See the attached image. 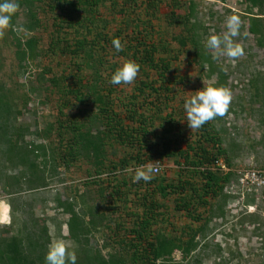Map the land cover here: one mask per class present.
<instances>
[{"label": "trees", "instance_id": "16d2710c", "mask_svg": "<svg viewBox=\"0 0 264 264\" xmlns=\"http://www.w3.org/2000/svg\"><path fill=\"white\" fill-rule=\"evenodd\" d=\"M100 2L101 0H19L26 18L22 26L27 31L39 26L38 10L53 12L60 19V26L65 24V27L61 26L64 35L59 29V36L49 42V47L69 54L71 59L67 60L66 67L58 73H51L52 69L48 65H42L36 72L39 90L55 93L56 102L62 103L59 115L54 123L48 124V128L29 133L28 126L17 124L16 118L21 110L15 108L17 105L12 101L13 93L1 85L3 82L0 83V185L6 194L15 195L20 190L12 187L26 186L33 189L46 186L45 177L56 176V166L69 167L78 162H86L90 168L84 184L88 191H97L99 200L90 204L81 200L86 207L77 212L76 199L62 201L58 197L54 198L56 206L68 214L65 223L69 236L79 243L76 251L79 259L76 264L181 263L187 261L197 247L208 246L206 241L200 242L197 237H204L207 222L215 214L214 209H218V216L225 215L228 195L224 192V187L232 172H222L211 165L221 156L225 164H232L221 145V134L215 128L214 123L219 116L196 129L197 137L188 140L184 148L175 150L172 147L171 133L181 131V120L186 119V113L184 107L179 105L177 109L172 104L165 115L161 112L163 105L167 106L171 100L170 93L175 95L173 87L189 77L174 75L172 65L179 60L180 54H184L188 63L197 67L199 77L204 76L209 80L215 76L214 82L207 83L205 87L210 84L225 86L227 73L222 65L216 63L200 35L201 31H206V27L201 21L193 19L197 11L195 0H172L174 9L167 13L165 24L160 28L153 24L152 16L158 10L161 0L143 1L144 12L148 16L140 11L138 6L142 7V3L137 5V0H120L119 4L118 0H112L115 5H120L119 10L125 18L124 29L106 34L102 28L108 23L105 19H101L100 28L95 29L94 18ZM241 2L246 4L244 18L247 31L256 36L258 45L264 47V0ZM253 8L260 12L253 13ZM15 16L16 14L11 21L12 26ZM13 28L10 27L7 33L13 35L14 41L11 44L14 58L23 74L28 60L34 56L37 39L34 35L23 39L17 36ZM88 34L91 36L88 37ZM114 39H119L123 46V50L118 53L113 47ZM103 42L108 44L113 57L124 58L122 64L133 60L140 65L130 99L118 108L113 104L116 97L113 95V84L110 83L114 72L108 71L105 66L109 64L110 67L113 66L112 69L119 68L117 61L109 63L108 59L105 62L98 60L101 64L99 68L103 64L102 69L95 67V71L86 74L83 70V65L93 57L91 52L94 48L102 47ZM32 91L34 86L29 85L28 89L24 88L15 97H25ZM262 95L264 107V87ZM73 99L87 103L88 106L77 107ZM66 107L69 113L64 114ZM73 107L76 109L74 113L71 111ZM149 121L150 125L157 123L160 130H149ZM55 126L59 131L60 147H48L41 141L25 138L28 133L34 134L36 139L42 138ZM92 128L95 129L94 132ZM65 131L71 136H64ZM115 144L125 149H134L120 155L114 148ZM142 150L148 151L147 158L143 157ZM173 157L176 159L172 161L180 164L186 177L180 174L176 180L168 181L164 175L156 173L151 181L137 183L131 175L125 177L121 171L136 164L148 166L146 161L149 159L161 162ZM17 166L21 168L16 170ZM118 172H123L119 179ZM132 187L136 195L140 188V197L133 201L135 210L127 211L124 206L126 194L128 188ZM156 194L164 198L174 194V208L183 211L192 221L202 219L200 212L195 213L199 206H208V216L197 226L187 224L178 234L169 233L167 229L155 227L161 222L157 211L161 205L155 198ZM79 196L85 197L82 194ZM220 201L222 202L217 203ZM11 207L12 221L4 223L0 229V264H46L50 238L47 225L43 222L31 231L21 229L18 226L17 210L14 206ZM94 231L102 236L105 233L106 237L110 235L107 238H111L112 242L109 243L103 236L101 246L89 245L90 235ZM102 250L107 251L104 253ZM221 251V246L216 243V252ZM175 252L180 254L178 261L173 258ZM196 261L195 258L194 262ZM214 264L219 263L217 261Z\"/></svg>", "mask_w": 264, "mask_h": 264}, {"label": "rangeland", "instance_id": "374dc122", "mask_svg": "<svg viewBox=\"0 0 264 264\" xmlns=\"http://www.w3.org/2000/svg\"><path fill=\"white\" fill-rule=\"evenodd\" d=\"M144 0H137V5L141 4L142 7L138 6L140 11L145 14V3ZM197 3V11L193 17L194 20L201 21L206 27L205 32H200L206 45L207 39L212 35H218L224 37L228 34L226 27V20L229 16H238L241 21V27L239 35L232 37L234 44H238L242 47L244 54L238 58L229 57L226 54L218 53L216 50H211L212 56L215 58L216 63L223 66V69L227 73L226 85L223 87L228 88L232 93V100L230 102L227 114L220 117L215 121V128L219 130L221 134V145L225 148L228 153L231 164L237 165L238 162L253 160L255 163L264 164V107L262 105L261 97L264 87V47L257 44L256 36L250 34L247 31V23L244 18V11L246 10V4L242 3L241 0H195ZM120 0H118V4ZM172 0H161L158 6V10L152 16V21L155 26L162 27L165 24L167 13L173 8ZM120 5H115L112 0H101L98 6V12L95 14L94 20H96L95 29L100 28L101 19H105L108 23L102 27L106 34L114 32L116 30L124 29V15L121 13ZM174 9V8H173ZM264 13V4L262 6ZM24 8L19 7V11L16 13L15 22L13 23L14 31L17 32V36L25 37L34 35L37 39V48L35 50L33 58L28 60V66L25 73L17 67L16 60L13 54V46L11 44L14 39L12 34H8L7 31L3 38H0V60L2 61V67L0 68V83L13 93V103L21 110V113L17 115L16 123L28 126L29 133L35 130H42L48 128V124L55 121L59 115L58 111L62 103L56 102L55 93H49L47 90H39V83L36 80L37 69H41L42 65H48L51 67V73H58L60 70L66 67L67 60L69 61L70 55L64 52L55 51L50 48V43L53 38L59 36L58 30L61 29L60 33L64 35V30L61 26L65 27V24H61L60 19L49 11H37V18L40 24L37 28L31 31H27L22 23L26 20L23 12ZM178 10V9H175ZM253 13H259L257 8L252 9ZM142 14V16H144ZM98 25V26H97ZM93 29V28H92ZM93 31V30H92ZM125 34V33H124ZM66 36V35H65ZM91 34H88L90 37ZM175 45V43H173ZM102 47L94 48L91 52L93 57L89 58V62L83 65L85 74L87 72H93L99 68L101 64L98 60L105 62L117 61V66L123 65L124 58L122 56L113 57L112 51L108 47V44L103 42ZM55 51V52H54ZM105 59V60H104ZM187 56L180 54L179 60L173 62L172 72L178 77L181 75H188V78H184L182 83H177L173 87L175 95L170 93L169 104L163 105L162 115H165L170 110L171 106L174 105L177 109L182 106L184 107V101L190 96L195 94L201 86L209 82H214L215 76L211 79H206L204 76L199 77L197 67L194 64L188 63L186 60ZM80 61V60H78ZM103 66V64H102ZM102 66L99 69H102ZM108 71L115 72L116 69H112L113 66L105 64ZM82 70V71H83ZM112 74V73H111ZM111 76V75H110ZM135 82V81H134ZM132 84H120L118 86L112 85L114 89L113 95L116 97L113 103L115 108L123 105L130 99L131 93H133ZM21 83L25 85L22 86ZM34 86V91L28 92L25 97H15L22 90L28 89V86ZM24 87V88H22ZM263 99V98H262ZM71 101V100H70ZM24 103V106H23ZM73 103L77 107H86L87 103L78 102L73 99ZM158 103V102H157ZM172 104V105H171ZM182 109V108H180ZM73 113L76 109L73 107ZM63 113H69L67 107L64 108ZM184 114V113H183ZM127 120H125V123ZM181 131H173L171 133L172 147L175 150L184 148L188 140L195 139L196 129H190L187 125V120H181ZM149 130L159 131L160 127L155 123L150 125L148 123ZM100 128L102 126H99ZM56 126L44 134L42 138H35L34 134H26L25 138L35 139L37 142H43L48 147L57 146L59 144V131L55 129ZM62 130V129H61ZM94 132L95 129L92 128ZM64 136H71L67 131L63 132ZM174 140V141H173ZM63 145V144H61ZM120 155H124L125 152H130L133 149H125L117 144L114 145ZM112 150V149H111ZM143 157L148 155V151L142 150ZM179 161L181 159L175 156ZM163 159L160 170L157 174L164 175L168 181L177 179V175L182 174V177H186V172L181 169L180 164H176L172 159ZM147 158V157H146ZM223 157L221 156L218 161L222 162ZM57 162V159L55 158ZM154 160L149 159L146 161L147 165H150ZM51 163V162H50ZM52 164V163H51ZM58 164V162H57ZM73 164V163H72ZM55 165V162H54ZM139 165H131L124 170L125 177H134L135 171L139 168ZM21 166H17L16 170L20 169ZM89 164L86 162H78L69 167L62 165L56 166L57 175L52 178H46V186L41 188L28 189L26 186L21 188L12 187V189L20 190L18 194L8 195L2 190L0 185V205L3 203L5 208V219L1 221L0 218V229L4 223L12 221L11 218V205L17 210L18 226L26 231H31L33 227H38L44 222L48 227L49 245L55 240L70 241L73 250L79 249L78 242L69 236L66 221L68 214L62 212L61 208L56 206L54 198L58 197L62 201H68L70 199H76L77 212L86 207L81 203L84 200L85 203L98 201L97 191L87 190L84 184L86 181V175ZM15 170V171H16ZM123 172H118V177H121ZM103 177L104 174H103ZM140 188L138 195L134 194L133 187L127 190V200L124 206L127 211L135 210L133 201L136 197H140ZM85 197L80 198L79 195ZM175 195L170 194L167 197H161L156 194L155 198L161 205L158 208V217L161 219L158 223V228L167 229L169 233H179L185 225L197 226L204 221V218L208 216V206H199L195 213L200 212L202 219L199 221H192L185 213L181 210H176L175 206ZM97 198V199H96ZM11 202V205L9 203ZM217 202V203H221ZM215 203V202H214ZM123 204V203H122ZM1 208V206H0ZM125 209V208H124ZM215 214L207 222L204 237L198 236L197 239L200 242L206 241L207 247H197L196 250L191 254L187 261L173 264H214L218 261L219 264H264V205L260 204L257 207L256 212L252 214H245L238 219H235L225 206V215L218 216V209L215 208ZM137 211H140L139 209ZM2 216L0 211V217ZM89 216H86L88 218ZM129 218V216H127ZM131 217V216H130ZM235 219V220H234ZM112 225V224H111ZM59 230H58V229ZM94 235V236H93ZM105 238L106 233L103 234ZM101 233L94 231L90 235L89 245H102L104 239ZM108 242L111 243V238H107ZM216 243H218L222 251L216 252ZM75 245V246H74ZM107 250H102L106 252ZM81 256V255H80ZM77 257V254H76ZM83 258V256H81ZM175 261L180 259L179 252H175L173 255ZM197 259L194 262V259ZM79 257L77 258V260ZM76 260V261H77Z\"/></svg>", "mask_w": 264, "mask_h": 264}, {"label": "clouds", "instance_id": "9594fccd", "mask_svg": "<svg viewBox=\"0 0 264 264\" xmlns=\"http://www.w3.org/2000/svg\"><path fill=\"white\" fill-rule=\"evenodd\" d=\"M19 7V0H0V38H3L6 31L12 27V18L19 11ZM226 27L228 34L224 37L210 36L206 41V47L229 57L238 58L244 54L243 49L238 44H234L231 38L239 35L241 27L239 17L234 15L227 17ZM112 43L117 53L123 50L119 39H114ZM139 71L140 65L133 60H128L112 74L110 83L113 85L132 84ZM231 100L232 93L226 87L210 84L199 88L194 95L184 101L188 127L200 129L215 117L224 116ZM157 171L158 168L154 165L140 166L135 171L133 181L149 182ZM45 260L46 264H76L77 257L70 241L55 240L49 245Z\"/></svg>", "mask_w": 264, "mask_h": 264}, {"label": "built area", "instance_id": "2783aa9c", "mask_svg": "<svg viewBox=\"0 0 264 264\" xmlns=\"http://www.w3.org/2000/svg\"><path fill=\"white\" fill-rule=\"evenodd\" d=\"M150 165L160 170V161L156 160ZM211 167L218 168L222 172H232L224 192L228 195L226 207L235 219L245 214H252L260 204L264 205V164L260 165L250 160L228 166L223 161L216 160Z\"/></svg>", "mask_w": 264, "mask_h": 264}, {"label": "bare ground", "instance_id": "6f19581e", "mask_svg": "<svg viewBox=\"0 0 264 264\" xmlns=\"http://www.w3.org/2000/svg\"><path fill=\"white\" fill-rule=\"evenodd\" d=\"M1 208H0V211H1V214H2V216L0 217L1 218V221H4V219H5V208H4V205H3V203H1Z\"/></svg>", "mask_w": 264, "mask_h": 264}]
</instances>
